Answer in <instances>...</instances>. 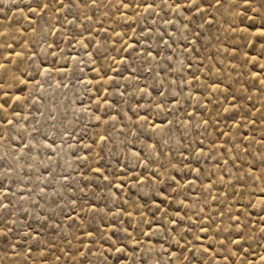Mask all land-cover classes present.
Listing matches in <instances>:
<instances>
[{
    "label": "rangeland",
    "instance_id": "rangeland-1",
    "mask_svg": "<svg viewBox=\"0 0 264 264\" xmlns=\"http://www.w3.org/2000/svg\"><path fill=\"white\" fill-rule=\"evenodd\" d=\"M0 264H264V0H0Z\"/></svg>",
    "mask_w": 264,
    "mask_h": 264
},
{
    "label": "snow or ice",
    "instance_id": "snow-or-ice-1",
    "mask_svg": "<svg viewBox=\"0 0 264 264\" xmlns=\"http://www.w3.org/2000/svg\"><path fill=\"white\" fill-rule=\"evenodd\" d=\"M103 139V138H102Z\"/></svg>",
    "mask_w": 264,
    "mask_h": 264
}]
</instances>
